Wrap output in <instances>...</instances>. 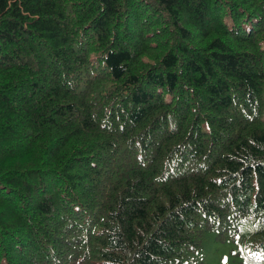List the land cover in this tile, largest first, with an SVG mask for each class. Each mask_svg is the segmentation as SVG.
<instances>
[{
	"label": "trees",
	"instance_id": "trees-1",
	"mask_svg": "<svg viewBox=\"0 0 264 264\" xmlns=\"http://www.w3.org/2000/svg\"><path fill=\"white\" fill-rule=\"evenodd\" d=\"M264 264V0H0V264Z\"/></svg>",
	"mask_w": 264,
	"mask_h": 264
},
{
	"label": "rangeland",
	"instance_id": "rangeland-1",
	"mask_svg": "<svg viewBox=\"0 0 264 264\" xmlns=\"http://www.w3.org/2000/svg\"><path fill=\"white\" fill-rule=\"evenodd\" d=\"M217 232H214L203 245V248L197 253L207 264H235L239 260L235 257L234 246L230 238L218 241L215 238Z\"/></svg>",
	"mask_w": 264,
	"mask_h": 264
}]
</instances>
